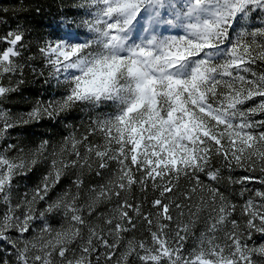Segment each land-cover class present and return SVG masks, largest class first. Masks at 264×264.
<instances>
[{"label":"snow or ice","instance_id":"1","mask_svg":"<svg viewBox=\"0 0 264 264\" xmlns=\"http://www.w3.org/2000/svg\"><path fill=\"white\" fill-rule=\"evenodd\" d=\"M49 17L0 27V264H264V0Z\"/></svg>","mask_w":264,"mask_h":264},{"label":"rangeland","instance_id":"2","mask_svg":"<svg viewBox=\"0 0 264 264\" xmlns=\"http://www.w3.org/2000/svg\"><path fill=\"white\" fill-rule=\"evenodd\" d=\"M14 0H0V10H11L10 11V21L11 22H5V23H10L8 24L7 26H5L6 28H9V27H12V8L14 6ZM65 4L67 3H70V0H64ZM44 7H45V13L42 17V20L41 22L43 23H47L48 20L50 19L49 17V13H56L60 10V7H61V0H48L45 2L44 4ZM15 8V12L16 11H19V10H24L25 9V6L19 2L18 4H16V6L14 7ZM4 12V11H3ZM17 13V12H16ZM29 22H32V21H29ZM17 24V23H15ZM38 24V23H37ZM23 25H26V24H23ZM27 25H31L33 27H35L36 25H32V24H27ZM44 30L41 29V28H36V32H43ZM39 84H34V85H30V89H31V86L32 88H34V86H37ZM40 86V85H39ZM37 94L38 93V90H37ZM24 95L26 97H28L29 99H35L36 96H33V95H28L27 92L24 93ZM13 105L16 106L17 109H20V110H27L28 107L30 106L28 103L26 102H21L19 99H16L14 100L13 102ZM77 116V119L75 120H71L70 123H73L75 125H77L78 127L80 126L81 124V121H83L84 124H87V115L84 114V113H76L74 114ZM49 125L52 123V122H47ZM36 132H41V133H48V134H54V133H61L64 131V127H63V124H60V125H57L56 127H51V126H47V127H38L35 129ZM57 138H59L57 136ZM40 178V173L37 172L34 176H32V179L30 181H24V183H28L29 186H31L32 184H34L35 182H37ZM249 187L251 188H258L260 187V185L258 184H252L250 185Z\"/></svg>","mask_w":264,"mask_h":264},{"label":"trees","instance_id":"3","mask_svg":"<svg viewBox=\"0 0 264 264\" xmlns=\"http://www.w3.org/2000/svg\"><path fill=\"white\" fill-rule=\"evenodd\" d=\"M48 0H14V6L12 8V28H14L16 26L15 23H19L21 25L23 24H32V25H36L37 23H40L42 20V17L45 13V7L44 4L45 2ZM19 2H21L24 6L25 9L24 10H19V11H14L15 10V6L16 4H18ZM10 11L11 10H7L2 12V15H0V20L3 21V24L0 25V27L6 28L5 26H7L10 23H5V22H11L10 19ZM32 21V22H29ZM41 86L37 85L34 86V88H32L29 91H27L28 95H33V96H37V90L40 89Z\"/></svg>","mask_w":264,"mask_h":264}]
</instances>
